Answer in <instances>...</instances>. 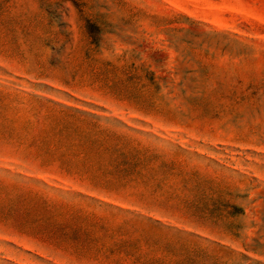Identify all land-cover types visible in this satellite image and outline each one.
<instances>
[{"label": "rangeland", "instance_id": "1", "mask_svg": "<svg viewBox=\"0 0 264 264\" xmlns=\"http://www.w3.org/2000/svg\"><path fill=\"white\" fill-rule=\"evenodd\" d=\"M0 264H264V0H0Z\"/></svg>", "mask_w": 264, "mask_h": 264}]
</instances>
